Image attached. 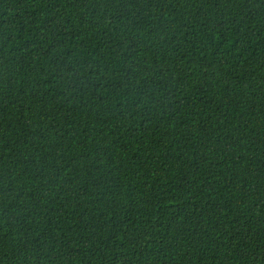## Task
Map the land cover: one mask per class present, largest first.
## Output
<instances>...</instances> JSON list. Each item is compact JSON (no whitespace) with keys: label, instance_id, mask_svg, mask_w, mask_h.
<instances>
[{"label":"trees","instance_id":"1","mask_svg":"<svg viewBox=\"0 0 264 264\" xmlns=\"http://www.w3.org/2000/svg\"><path fill=\"white\" fill-rule=\"evenodd\" d=\"M0 264H264V0H0Z\"/></svg>","mask_w":264,"mask_h":264}]
</instances>
